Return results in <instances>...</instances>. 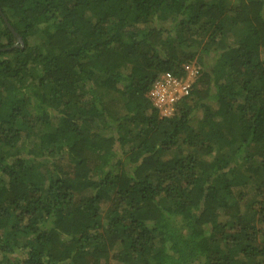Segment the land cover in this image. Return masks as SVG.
Instances as JSON below:
<instances>
[{"label":"trees","instance_id":"obj_1","mask_svg":"<svg viewBox=\"0 0 264 264\" xmlns=\"http://www.w3.org/2000/svg\"><path fill=\"white\" fill-rule=\"evenodd\" d=\"M0 264H264V0H0Z\"/></svg>","mask_w":264,"mask_h":264},{"label":"built area","instance_id":"obj_2","mask_svg":"<svg viewBox=\"0 0 264 264\" xmlns=\"http://www.w3.org/2000/svg\"><path fill=\"white\" fill-rule=\"evenodd\" d=\"M195 72L192 71L190 74L185 72L184 75L164 72L152 84L147 95L161 115L172 114L177 101L189 94Z\"/></svg>","mask_w":264,"mask_h":264},{"label":"water","instance_id":"obj_3","mask_svg":"<svg viewBox=\"0 0 264 264\" xmlns=\"http://www.w3.org/2000/svg\"><path fill=\"white\" fill-rule=\"evenodd\" d=\"M4 21H6L5 18H4ZM6 23H7V26L10 28V30L14 33V36L16 37V43L21 42V40H20L18 34H17L16 32H14L13 28L10 26V24H9L7 21H6ZM15 45H16V44H15Z\"/></svg>","mask_w":264,"mask_h":264},{"label":"rangeland","instance_id":"obj_4","mask_svg":"<svg viewBox=\"0 0 264 264\" xmlns=\"http://www.w3.org/2000/svg\"><path fill=\"white\" fill-rule=\"evenodd\" d=\"M186 69H188L187 71H185L186 72V74H190V72H194V71H196V67L194 66V65H191V66H187V67H185Z\"/></svg>","mask_w":264,"mask_h":264}]
</instances>
